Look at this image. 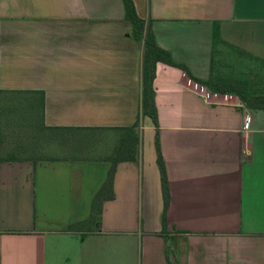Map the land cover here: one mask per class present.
<instances>
[{"label":"crops","instance_id":"obj_1","mask_svg":"<svg viewBox=\"0 0 264 264\" xmlns=\"http://www.w3.org/2000/svg\"><path fill=\"white\" fill-rule=\"evenodd\" d=\"M133 2L193 78L209 80L214 64L240 72L226 56L264 69V0ZM124 15L122 0H0V91L42 92L43 134L63 149L0 161V264H264V113L163 63L156 125L143 117L137 129L138 162L117 164L100 224L78 226L114 148L79 157L75 144L120 133L139 112L141 47Z\"/></svg>","mask_w":264,"mask_h":264},{"label":"trees","instance_id":"obj_2","mask_svg":"<svg viewBox=\"0 0 264 264\" xmlns=\"http://www.w3.org/2000/svg\"><path fill=\"white\" fill-rule=\"evenodd\" d=\"M122 2L125 10L124 18L131 25V35L141 47L139 112L136 122L133 126L120 129L123 134L118 137L117 145L114 147L111 156V165L107 174L106 181L93 198L91 215L88 220L78 224V226H87L88 228L100 224L102 204L107 200L113 199L114 197L112 185L117 164L122 161L138 162L139 160V138L137 129L140 125L141 119L143 117H148L152 121V123L156 125L157 115L154 106L153 81L157 63H163L168 66L178 67L184 71L186 76L192 82L205 87L208 91L221 95H233L237 97L240 100L241 104L245 105L247 108L264 113V95L249 94L247 92L248 86L246 82H240L239 80H232L229 78H214L216 72H218V70L215 68V64L212 66V75L210 79L207 81H202L193 78L185 66L178 65L172 62L169 54L161 50L156 45L148 22L137 15L133 0H122ZM1 95L26 96L28 108H30V110L37 109V111H39L41 131L46 130L44 127H42L41 121V112L43 105L42 92L37 93L0 91V96ZM156 151L157 164L161 176V189L163 197L162 225L164 226L165 212L169 203V191L165 168L157 142ZM7 160H17L16 155H14V153H11L8 156Z\"/></svg>","mask_w":264,"mask_h":264},{"label":"rangeland","instance_id":"obj_3","mask_svg":"<svg viewBox=\"0 0 264 264\" xmlns=\"http://www.w3.org/2000/svg\"><path fill=\"white\" fill-rule=\"evenodd\" d=\"M217 54L219 53L217 52ZM224 62L232 69H241L238 70L240 72L232 71L229 68L223 70L219 68L214 78H229L246 82L249 94L264 95V69H259L257 63L241 62L239 64L229 56H226ZM252 64L254 65L252 66ZM237 100L240 101L238 98ZM122 134V132L102 134L99 139L94 138L93 134L83 133L81 143L75 144L77 147L73 152L79 157H101L107 154V150L109 151L117 145V139ZM46 138H48L47 143ZM50 139L53 140L54 137L49 135L47 137L43 134V130L40 129L39 111L28 108L26 96H0L1 161L6 160L11 153L16 155L17 160L51 158L61 155L57 151L63 150L62 148H50ZM80 145H82V149L78 147ZM63 146L66 147V145Z\"/></svg>","mask_w":264,"mask_h":264},{"label":"built area","instance_id":"obj_4","mask_svg":"<svg viewBox=\"0 0 264 264\" xmlns=\"http://www.w3.org/2000/svg\"><path fill=\"white\" fill-rule=\"evenodd\" d=\"M251 125V116L249 114L244 115L243 117V130H250Z\"/></svg>","mask_w":264,"mask_h":264}]
</instances>
